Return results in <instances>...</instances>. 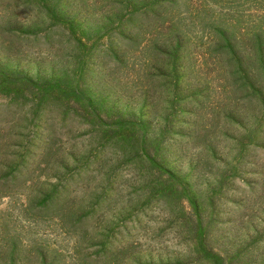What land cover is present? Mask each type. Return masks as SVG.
Wrapping results in <instances>:
<instances>
[{"label":"rangeland","instance_id":"rangeland-1","mask_svg":"<svg viewBox=\"0 0 264 264\" xmlns=\"http://www.w3.org/2000/svg\"><path fill=\"white\" fill-rule=\"evenodd\" d=\"M264 0H0V264H264Z\"/></svg>","mask_w":264,"mask_h":264},{"label":"trees","instance_id":"trees-1","mask_svg":"<svg viewBox=\"0 0 264 264\" xmlns=\"http://www.w3.org/2000/svg\"><path fill=\"white\" fill-rule=\"evenodd\" d=\"M262 45L264 46V42H262Z\"/></svg>","mask_w":264,"mask_h":264}]
</instances>
